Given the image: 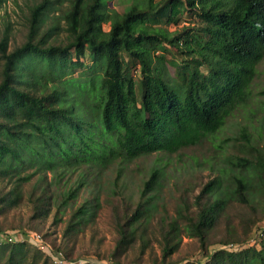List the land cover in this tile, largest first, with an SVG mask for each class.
<instances>
[{"label":"trees","instance_id":"16d2710c","mask_svg":"<svg viewBox=\"0 0 264 264\" xmlns=\"http://www.w3.org/2000/svg\"><path fill=\"white\" fill-rule=\"evenodd\" d=\"M49 4L41 0L32 8L23 44L11 48L8 29L0 38V217L18 209L25 186L41 171H55L60 160L80 164L98 158L99 152L102 158L119 153L128 160L175 153L217 133L235 106L246 101L264 58V0H147L121 14H107L105 0H73L67 44L37 39ZM186 14L196 18L194 28H177ZM163 20L176 29H161ZM169 51L181 56L175 78L164 72ZM78 68L92 75L88 83H78L94 97L88 120L78 117L85 104L69 91ZM243 147L246 154L238 158L230 196L222 193L221 180L213 179L196 196L195 211L183 200L173 218H162V258L154 264H177L171 257L186 235L198 239L204 255L178 264H264V225L259 224L264 219V151L249 139ZM46 180L44 175L28 193L32 221H41L53 208L62 214L84 185L80 182L59 201ZM158 180L155 170L132 211L130 206L115 207L119 239L106 264H124L121 258L137 239L146 245L152 221L150 193ZM234 199L247 210L241 232L229 228V236L211 249L209 235ZM96 206L97 199L86 202L73 220L80 221ZM76 225L69 224L65 237ZM10 229L0 226V233H27L21 223ZM55 249L70 261L90 258L93 262L85 264H105L94 256L74 258L67 247ZM0 264L53 263L32 244L15 242L0 245Z\"/></svg>","mask_w":264,"mask_h":264},{"label":"rangeland","instance_id":"374dc122","mask_svg":"<svg viewBox=\"0 0 264 264\" xmlns=\"http://www.w3.org/2000/svg\"><path fill=\"white\" fill-rule=\"evenodd\" d=\"M40 2L41 0H0V38L8 29L11 48L26 41L31 10ZM72 2L73 0H50L48 8L40 18L37 39L45 37L49 43L67 44L70 37L67 15L72 8ZM146 2L147 0H105V10L107 14L114 11L121 14L133 3L143 6ZM158 2L166 0H155V3ZM196 23V18L186 14L177 28L184 24L193 25L190 27L194 28ZM159 27L168 32L176 29L175 26L166 25L165 20ZM108 29L109 26H105V30ZM166 56L170 63L166 64L165 75L175 78L181 65V56L174 55L172 51L167 52ZM90 63L89 61L88 64ZM97 74L93 73L94 76ZM91 76L86 68L76 69L73 73L75 85L69 89L85 104L86 109L79 108L78 117L86 120L92 117L90 109L94 108V97L89 96V89L81 90L78 83H88ZM135 78L139 80V73H135ZM96 139L99 140L98 137ZM247 139L258 146L259 150L264 151V58L257 65L246 101L235 106L217 133L207 135L197 145L182 148L175 153L154 152L128 160L119 153L102 158L99 152L98 158L89 162L81 161L80 164L74 161L66 164L60 160L62 163H58L55 171L45 169L32 178L25 186L24 202L8 216L0 217V226L9 231L12 225L21 223L26 228L23 231L40 233L44 238L48 234L45 239L49 243L57 248L67 247L74 258L94 256L106 264L110 261L119 239L114 220L115 207L119 206L124 210L126 206H130L129 210L132 211L137 205L144 182L153 171L158 170V184L150 193V205L153 208L150 207L152 221L145 235L146 245L137 239L133 247L121 258L124 264L134 261L140 264H154L162 258V218H173L183 200L188 201L195 211L196 196L202 187L213 179L221 180L222 193L230 196L235 187L233 177L239 170L236 168L238 158L246 154L243 145ZM105 143L112 144L110 141ZM44 175L50 184L51 192L59 201L64 200L70 190H76L80 182H84V185L78 189L74 199L67 202L62 214L53 208L41 221H32L28 193L37 187ZM215 197H220V194ZM94 199H97L95 209L90 210L80 221L79 217L73 220L78 208ZM245 211L247 210L236 203L235 199L232 200L229 209L209 235L210 243L213 241L211 249L221 239L229 236V228H237L241 232V220ZM60 218L62 220L58 222ZM75 221L78 222L75 230L65 237L69 224ZM259 224L263 226L264 219ZM203 255L198 239L186 235L171 260L179 263L188 259L198 260Z\"/></svg>","mask_w":264,"mask_h":264},{"label":"built area","instance_id":"2783aa9c","mask_svg":"<svg viewBox=\"0 0 264 264\" xmlns=\"http://www.w3.org/2000/svg\"><path fill=\"white\" fill-rule=\"evenodd\" d=\"M15 242H28L39 250L48 255L53 264H85L93 262L90 258H79L75 261L67 260L63 252L57 251L55 247L49 243L44 235L36 232H27L17 234L15 232L0 233V245ZM237 249V246H230L229 249Z\"/></svg>","mask_w":264,"mask_h":264}]
</instances>
